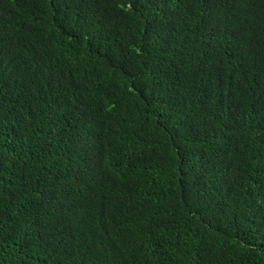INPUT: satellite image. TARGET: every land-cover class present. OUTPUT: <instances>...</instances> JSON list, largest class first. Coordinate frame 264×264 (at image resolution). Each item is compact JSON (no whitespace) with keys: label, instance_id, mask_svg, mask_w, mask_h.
<instances>
[{"label":"trees","instance_id":"obj_1","mask_svg":"<svg viewBox=\"0 0 264 264\" xmlns=\"http://www.w3.org/2000/svg\"><path fill=\"white\" fill-rule=\"evenodd\" d=\"M0 264H264V0H0Z\"/></svg>","mask_w":264,"mask_h":264}]
</instances>
